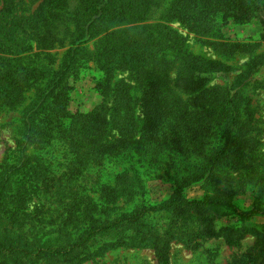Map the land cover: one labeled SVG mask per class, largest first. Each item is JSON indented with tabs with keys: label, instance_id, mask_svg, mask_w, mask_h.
Returning <instances> with one entry per match:
<instances>
[{
	"label": "rangeland",
	"instance_id": "374dc122",
	"mask_svg": "<svg viewBox=\"0 0 264 264\" xmlns=\"http://www.w3.org/2000/svg\"><path fill=\"white\" fill-rule=\"evenodd\" d=\"M16 1L19 6L15 22L19 24L27 20L24 17L37 16L36 10L45 2ZM54 2L55 10L39 13V29L31 36L37 41L35 33L39 38L43 31L41 45H45V51L34 47L31 53H41L39 70L25 71L27 81L18 76L5 79L12 93L6 98L7 103L0 100V171L1 167L6 170L11 165L19 166L21 150L26 147L25 155L33 156L34 170L41 169L40 182L65 184L63 196L58 193L50 198L53 194H46L47 187H43L45 195L32 193L23 199V213L28 217L41 213L40 219L48 220L50 215L55 218L46 224L52 230L46 235V243L57 247L75 240L90 217L113 220L143 205L166 201L183 170L204 162L201 153H206V146L221 145L217 129L201 130L205 121L200 117L217 101L215 97L208 101L207 94L231 87L236 75H241L237 88L241 115L231 149L235 153L243 148V164L231 170L232 157L223 159L219 168L223 182L217 184L204 176L185 186L183 195L190 200H205L235 192L232 202L237 211L249 212L255 205L263 207L264 0L225 6L230 15L251 13L244 19H223L221 12L212 10L210 0H205L203 15L196 18L189 17L187 0L182 6L180 0H121L116 15L81 46L62 81L61 94H55L42 106L44 130L29 138L24 114L40 89L61 69L75 37L81 0ZM41 21L45 27L41 28ZM8 67L21 69L15 63ZM35 79L38 80L33 82ZM97 84L107 89L105 102L100 90H96ZM160 103L161 108L153 110ZM102 104L105 114L95 125L102 132L99 134L106 137L103 142L120 140L122 149L115 156H104L101 164L90 165L83 172L78 163L73 166L72 162L74 153L83 157L84 152L78 146L65 144L63 139L74 135L80 115L90 114ZM44 133L47 136L43 142L34 145L38 143L36 137ZM28 139L32 144L27 145ZM115 142L106 149L120 145ZM56 205L58 213H50ZM237 211L230 215L222 211L212 214L214 228L238 225ZM159 224L163 225V221L158 220ZM246 224L264 235V218L259 213ZM195 225L180 231H189ZM263 252L264 237L257 243L249 234L234 246H228L223 238H205L195 239L190 246L175 239L168 247L170 264H233L240 256L261 253L263 258ZM84 264L158 263L151 249H119ZM253 264L264 263L257 260Z\"/></svg>",
	"mask_w": 264,
	"mask_h": 264
},
{
	"label": "trees",
	"instance_id": "16d2710c",
	"mask_svg": "<svg viewBox=\"0 0 264 264\" xmlns=\"http://www.w3.org/2000/svg\"><path fill=\"white\" fill-rule=\"evenodd\" d=\"M120 1L81 0L79 3L75 19L76 31L73 34L75 37L66 52L64 63L49 83L40 89L36 100L28 106L29 108L24 114L23 124L26 132L30 134L29 138H34L38 131L44 130L40 118L41 113L44 112L42 106L48 103L55 94H61L62 81L74 65L81 46L94 37L96 30L108 18L116 15ZM247 1L249 0H210V6L213 11L221 12L223 19L230 17L244 19L249 18L251 13L246 11L238 13V15L235 13L230 15L231 11L225 10V6L232 3L241 6ZM180 3L181 6L184 5V0H180ZM204 3L205 0H187L189 17H201ZM18 4L19 2L16 0H2L0 10V100L4 103H7L6 98L12 93L8 87V81L5 79L18 76L23 81H27L25 71L31 69L32 72H37L39 70L38 59L41 53H31L34 47L45 51V45H41L44 40L43 31L40 29L41 36L39 38V34L35 33L37 41L31 39V36L35 29H39V13L44 14L56 9L54 0H45L36 10L37 16L24 17L27 20L19 24L15 22L18 19L16 16ZM179 11H181L180 15L183 16L182 10ZM206 15L210 16V13L207 12ZM41 22V28L45 27L43 21ZM10 63L20 65L21 69L11 70L8 67ZM23 63L27 65L24 66ZM240 79L241 75H236L231 87L222 88L215 94H207L208 101L212 97H215L217 101L215 107L210 105L208 111L200 117L201 121H205V127H202L201 130L217 129L221 145L209 147L208 143L205 144L207 151L201 153L204 155V162L200 166H189L183 170L181 180L175 181V191L166 201L160 204L143 205L136 211L113 220L101 221V219L90 217L76 239L63 246L55 247L45 241L46 235L51 234L49 232L52 231L47 229L48 225L46 224L55 221L53 215H50L48 220H44L39 218L41 213L30 217L23 213V199L27 194H44L45 192L46 194H53V197L50 198H54L58 193L59 196L65 194L62 189L65 184L62 182H40V174L42 178L41 169L36 168L34 170L35 166L31 164L34 163L33 156L32 154L25 155L26 147H24L18 160L19 166L17 164L14 167L11 165L9 166L10 169L6 170L1 167L0 171V264H84L119 249H151L155 253L158 264H170L168 247L169 243L175 239L190 246L195 239L223 238L228 246H234L240 238L249 234L255 237L259 243L264 235L247 225L246 221L256 213L264 218V200L261 201L263 207H256L255 205L252 211L239 212L232 202V195L235 192H231V195L224 198L216 196L205 200H190L183 195L185 186L201 180L204 176L212 178L210 180H214L217 184L223 182L222 172L219 171L223 159L232 157L230 159L233 166L231 170L237 169L243 164V158L246 156L242 151L243 148H239L235 153L231 149L233 133L236 131L241 115V103L237 90ZM37 80L35 79L33 82ZM96 90H100L105 102L108 98L107 89L97 84ZM162 105L161 103L156 105L153 110L161 108ZM104 114L105 106L102 104L92 113L80 115L79 120L81 122L80 124L78 122L79 126H76L74 135H67L63 139L65 144L78 146V149L84 152L83 157L74 153V162H72L73 166L78 163V168L82 169L83 172L90 165L98 166L101 164L104 156H115L122 149L120 140L114 141L120 145L106 149L111 142H103L106 137L99 134L102 132L95 125L98 124V120L101 121ZM212 117L215 119L212 120ZM74 125H77V122ZM196 135L195 133L194 136ZM44 136H47V133L37 136L38 143H34V145L43 142ZM191 139L193 140V138ZM30 142L28 139L27 145L32 144ZM15 175L16 177H14ZM43 187H47L44 192ZM107 191L112 190L106 189ZM261 196L263 197L264 193ZM58 208L59 205H56L50 213H58ZM221 211L227 213L225 215L234 214L237 211L240 223L216 230L213 225L214 218L211 215ZM195 219L199 222L196 223ZM158 220H162L163 225H158ZM193 224H196L197 227L189 231H180L182 228ZM128 233L130 234L127 235ZM257 260L264 263V257L262 258L261 253L240 256L233 264H253Z\"/></svg>",
	"mask_w": 264,
	"mask_h": 264
}]
</instances>
